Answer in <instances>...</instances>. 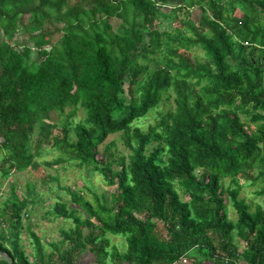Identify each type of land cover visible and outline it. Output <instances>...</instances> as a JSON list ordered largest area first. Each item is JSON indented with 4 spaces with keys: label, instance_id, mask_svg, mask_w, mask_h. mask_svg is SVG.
I'll list each match as a JSON object with an SVG mask.
<instances>
[{
    "label": "trees",
    "instance_id": "16d2710c",
    "mask_svg": "<svg viewBox=\"0 0 264 264\" xmlns=\"http://www.w3.org/2000/svg\"><path fill=\"white\" fill-rule=\"evenodd\" d=\"M170 92L175 109L143 129ZM68 106L86 122L56 123ZM119 132L131 153L108 159L100 146ZM45 148L61 154L40 162ZM67 160L101 174L111 197L93 191L94 204L59 184L75 207L59 196L52 214L74 227L49 251L28 228L31 260L32 199L13 189L0 249L16 264H82L87 253L92 264H264V205L253 210L239 183L264 179V0H0V178ZM107 233L126 236L127 251Z\"/></svg>",
    "mask_w": 264,
    "mask_h": 264
},
{
    "label": "rangeland",
    "instance_id": "374dc122",
    "mask_svg": "<svg viewBox=\"0 0 264 264\" xmlns=\"http://www.w3.org/2000/svg\"><path fill=\"white\" fill-rule=\"evenodd\" d=\"M200 15V8L195 7L190 10V17L193 21H197ZM112 22L114 25H117L118 20L113 19ZM166 24H168V22H166ZM187 54H189L191 58H197L201 61L206 60L204 50L199 47L192 48ZM174 109V93L170 92L164 94L160 104L153 108L149 114L138 123L143 129L147 130L149 126H155L162 122L166 114ZM52 117L56 123L62 124L64 122H69L74 126L77 123L86 122V111L82 106H68L63 114L55 112L52 114ZM242 119L243 121H249L246 116H243ZM250 126L254 128L253 124ZM100 150L102 154L104 152L108 153V159L112 157L119 158L121 156H128L131 153L130 149L125 144V135L122 132L110 135L107 141L100 146ZM60 154V151L56 148H45L41 151L38 160L40 162L52 160ZM114 167L119 168L116 161ZM253 176H257V170H255ZM0 182V207L2 202L12 195L13 189L20 194L31 196L32 200L29 206V216L25 220L27 228L22 235L23 247L30 255L31 260L33 259L35 250L34 245L30 241L28 228H31L41 237L42 242L46 246V250L49 251L51 249L48 245L49 243L54 242L60 244L64 241L62 230H68L74 227V223L71 219L55 218L52 214L54 204L59 196L62 201L67 203L69 209L75 207L71 195L65 190H61L58 187L59 184L81 193L94 204H96V202L92 193L93 191L98 195L104 193L107 198H110L113 190L111 186H108L101 174L92 171L87 166L80 165L77 161L71 160H67L56 167L50 168L42 165L39 169L29 168L22 172H12L7 178H0ZM224 183L227 188L237 187V182L234 183L231 177L224 178ZM239 183L242 184L240 197L244 198L252 206L253 210L258 204L264 205V196H259L257 193L264 187V179H259L255 182L241 179ZM182 197L183 199H188L184 193H182ZM226 210L230 219H237V212L233 207L229 195H227L226 198ZM77 214L89 216V213L81 207H78ZM107 238L110 241L111 247L117 246L119 251H127L129 245L126 236L107 233ZM234 241L239 245L240 250H242L244 247L242 241L238 237H235ZM83 256V259H81L82 264H92L91 262L94 258L92 253H87Z\"/></svg>",
    "mask_w": 264,
    "mask_h": 264
},
{
    "label": "water",
    "instance_id": "95a60500",
    "mask_svg": "<svg viewBox=\"0 0 264 264\" xmlns=\"http://www.w3.org/2000/svg\"><path fill=\"white\" fill-rule=\"evenodd\" d=\"M0 258L5 259L9 264H16L15 259L7 252L0 249Z\"/></svg>",
    "mask_w": 264,
    "mask_h": 264
},
{
    "label": "crops",
    "instance_id": "0c3cea01",
    "mask_svg": "<svg viewBox=\"0 0 264 264\" xmlns=\"http://www.w3.org/2000/svg\"><path fill=\"white\" fill-rule=\"evenodd\" d=\"M182 264H183V263H182ZM184 264H195V263H192V262H184ZM197 264H214V262H213L212 260H209V259H207V260H203V259L201 258V261L198 262Z\"/></svg>",
    "mask_w": 264,
    "mask_h": 264
},
{
    "label": "built area",
    "instance_id": "2783aa9c",
    "mask_svg": "<svg viewBox=\"0 0 264 264\" xmlns=\"http://www.w3.org/2000/svg\"><path fill=\"white\" fill-rule=\"evenodd\" d=\"M183 262H187V260L186 259H183Z\"/></svg>",
    "mask_w": 264,
    "mask_h": 264
}]
</instances>
